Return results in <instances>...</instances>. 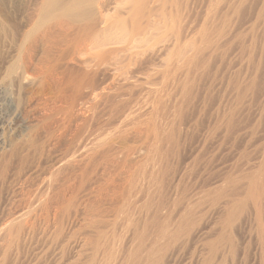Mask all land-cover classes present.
Segmentation results:
<instances>
[{
	"label": "rangeland",
	"instance_id": "rangeland-1",
	"mask_svg": "<svg viewBox=\"0 0 264 264\" xmlns=\"http://www.w3.org/2000/svg\"><path fill=\"white\" fill-rule=\"evenodd\" d=\"M242 1L0 0V228L22 218L23 225L36 224L30 238L24 236L26 241L20 242L22 251L19 253L18 244L12 250L15 258L10 252L14 259L7 254L6 264L15 260V264H75L79 260L87 264L98 234L104 247L113 250L112 244L117 243L111 256L119 257L122 252L117 250L131 231L124 221L136 219L148 205L146 201L157 203L163 198L166 203L159 204L161 209L155 203L148 207L163 214L159 224L167 215L177 216L175 212L180 214L188 207L191 215L200 216L196 219L189 213L192 220H198L196 225H209L213 241L219 236L215 264H264L259 261L262 242L257 228L261 218L264 223V166L260 167L264 150V0ZM205 29L210 42L204 37ZM233 82L247 85L242 101L236 99ZM185 90L190 91L188 98ZM229 115L234 127H239L233 133L226 132L220 121ZM160 166L172 177L167 179ZM257 168L262 170L258 175L263 182L258 203L252 202L253 192L248 196V183L242 177L245 172L257 174ZM157 169H162L160 176ZM152 173L165 177L158 179ZM209 176H213V186L206 188L221 186L209 193L212 207L206 200L210 195L200 187ZM222 176L246 184L248 197L242 208L237 205L234 220L223 212L229 198L219 194H228L230 186ZM155 179L163 182L157 183L158 191ZM176 196L182 202L177 203ZM197 196L199 201L193 203ZM172 198L180 206L177 209L169 204ZM212 198L217 199L216 204ZM166 207H174L172 215ZM162 209L166 216L160 213ZM58 218L62 226H73L69 233L63 230L62 245H49L42 234L47 227L58 226ZM165 220L162 225L169 224L168 217ZM122 225L129 231L118 240L117 234L122 231V235L125 228ZM180 236L173 245L170 241L162 263L190 264L194 245L185 235ZM201 246L204 257L208 248L203 241ZM104 247L97 256L92 253L96 260L105 252L107 255ZM231 247L237 251L235 258ZM112 252L109 249V255Z\"/></svg>",
	"mask_w": 264,
	"mask_h": 264
},
{
	"label": "bare ground",
	"instance_id": "bare-ground-1",
	"mask_svg": "<svg viewBox=\"0 0 264 264\" xmlns=\"http://www.w3.org/2000/svg\"><path fill=\"white\" fill-rule=\"evenodd\" d=\"M246 1V0H245ZM242 2H244V0L242 1ZM248 3V2H247ZM234 5V4H233ZM239 5V4H238ZM241 5H242V3H241ZM248 5H249V3H248ZM234 8V7H233ZM238 9H239V7H237ZM46 9L48 10V11H50L51 10V7H50V5H49V3H46ZM237 11V10H236ZM263 11V10H262ZM47 13V12H46ZM49 13V12H48ZM204 32V37H205V39H206V41H209L210 42V40H208V38H209V36H208V32L206 31V29L203 31ZM3 38V37H2ZM188 71V70H187ZM189 72V71H188ZM187 74V73H186ZM188 81V80H187ZM190 82H192L191 81V79H190ZM196 82V81H195ZM233 84V88H237V90H238V95H236V99L238 100V101H240L241 100V98H242V93H243V89H246V86L247 85H244V86H241L240 84H235L234 82L232 83ZM245 87V88H244ZM235 88V89H236ZM249 88V87H248ZM189 90H185L184 92L186 93H184L183 92V95L185 96V98L188 96V94H189V92H188ZM246 91V90H245ZM244 91V92H245ZM183 96V97H184ZM189 97V96H188ZM187 97V98H188ZM190 99V98H189ZM187 100V99H186ZM242 101V100H241ZM186 102V101H185ZM180 107V106H179ZM181 108V107H180ZM177 109H178V107H177ZM179 110V109H178ZM231 112H233V111H231ZM232 114V113H231ZM220 121H223L224 123H225V126H226V132H231V133H233L232 131H234V130H236V128L237 129H239V127H234V120H233V117H232V115H229V116H226V117H223V118H221V120ZM217 124H219V122L217 123ZM220 124H221V122H220ZM215 126H216V124H215ZM218 126H220V125H218ZM222 127H224L223 125H222ZM221 128V127H220ZM212 129V128H211ZM219 129V128H218ZM213 131H214V127H213ZM172 131H170V133H171ZM174 132V131H173ZM172 134H174V133H172ZM172 134H167V136L168 135H172ZM214 134V133H213ZM172 138L174 137V135L173 136H171ZM171 137L169 138V140L171 139ZM166 140V139H165ZM167 141H168V138H167ZM171 141V140H170ZM174 141V140H173ZM168 143H170L169 141H168ZM167 147V146H166ZM168 147H170V146H168ZM167 149V148H166ZM169 150V149H168ZM161 151H162V149H161ZM164 151H166V150H164ZM164 151L162 152L163 154H165L164 153ZM161 153V155H163ZM163 157V156H162ZM262 158H263V160H262V164L260 165V167H261V169H262V166H264V150H263V156H262ZM161 165V164H160ZM159 167V166H158ZM157 167V168H158ZM162 169H163V171H162V169H161V171H162V174H165L166 175V173H168L166 170L167 169H165V167H163V166H160ZM208 168H210V167H208ZM160 169V168H159ZM159 169H157V171H159ZM260 168H257V170L255 171V172H257V174L255 173V174H253L252 172H245L244 174H243V178L244 179H246V183H248V186H247V194H248V196L251 194V192H253V194L252 195H250L251 196V198H252V202H256L257 201V203H258V201H260L259 200V196H260V194H261V188H263V186H264V184H263V186H262V178H260V175H258V173H260L261 174V172H260V170H261ZM263 169H264V167H263ZM154 170V169H153ZM157 171H155V172H157ZM161 171H159V173H157L158 175L160 174V172ZM164 171H166V172H164ZM262 171V170H261ZM164 172V173H163ZM154 173V172H153ZM152 173V174H153ZM151 174V175H152ZM172 173H169V175H171ZM208 174V173H207ZM154 175L155 174H153V177H154ZM161 175V174H160ZM159 175V176H160ZM168 175V176H169ZM173 175V174H172ZM172 175H171V177H172ZM255 177H254V176ZM159 176H156L155 175V178H162L163 176H161V177H159ZM167 176V175H166ZM166 177L167 179H169V177ZM257 176H259V177H257ZM262 176H263V174H262ZM152 176H151V179L153 178ZM165 177V176H164ZM205 177V176H204ZM213 177V176H212ZM212 177H208L207 179L205 178V180H203V182L201 183V188H203V187H205V189H202V191H205V193L204 194H209L210 192H212L213 190L215 191V190H218L217 188L220 186V185H217L218 187L217 188H215V189H213V190H210L209 189V187H210V185L209 184H211L212 183V181H211V179H212ZM202 178V177H201ZM215 178V177H214ZM220 178V177H219ZM154 179V178H153ZM152 179V180H153ZM158 179H155V183L154 184H156V188H157V191H158V185H157V183H159V182H161V180H159V182H157L156 180H158ZM215 179H217L218 180V178H215ZM224 183H226L227 185H229L230 186V192L227 194L226 192V194H224V191H223V193H221V194H219V195H222V196H220V198H222V197H225L226 198V196H227V198H229L228 200H227V202H225V205H226V207H225V209L224 210H226V212L225 211H223L224 213H226V218H230V216L232 217V215L235 213V210L236 209H239V208H237L238 206V204H240L239 206H241L242 204L244 205L245 204V197L247 196V194L245 193V186H246V184H242L240 181H236V180H232V179H229V177H226V176H222L221 178H220ZM164 180V179H163ZM202 180V179H201ZM220 180V181H221ZM263 180H264V178H263ZM151 181V180H150ZM149 181V182H150ZM164 181H166V183H164V185L165 184H167V180L165 179ZM169 181V180H168ZM152 182V181H151ZM154 182V181H153ZM201 182V181H200ZM222 182V183H223ZM159 184H163V182L162 183H159ZM226 184H225V187H226ZM209 185V187L208 188H206L207 186ZM212 186H213V184H211ZM215 185V184H214ZM222 185V184H221ZM245 185V186H244ZM153 186V185H152ZM159 186H161V185H159ZM181 186V185H180ZM203 186V187H202ZM211 186V187H212ZM223 186V185H222ZM164 187V186H163ZM168 187V186H167ZM179 187V186H178ZM221 187V186H220ZM155 188V187H154ZM155 188V189H156ZM159 188H161L162 189V186L161 187H159ZM182 188V187H181ZM185 188V187H184ZM183 188V189H184ZM224 188V187H223ZM222 188V189H223ZM253 188V189H252ZM186 189V188H185ZM191 189H193V188H191ZM198 189V188H197ZM225 189V188H224ZM223 189V190H224ZM264 189V188H263ZM165 190V189H164ZM163 190V191H164ZM182 190V189H181ZM180 190V191H181ZM186 190H188V189H186ZM195 190V189H194ZM221 190V189H220ZM150 191H151V189H150ZM150 191H149V189H148V192H149V194H150ZM153 191H154V189H153ZM156 191V190H155ZM160 191H162V190H160ZM159 191V192H160ZM162 191V194L164 195V193L165 192H163ZM179 191V192H180ZM183 191H185V190H182V193H183ZM190 191V190H189ZM201 191V190H200ZM226 191V190H225ZM229 191V190H228ZM261 191V192H260ZM139 192V191H138ZM148 192H146V193H148ZM159 192H156L155 193V195L158 193V196H162L161 195V193H159ZM195 192V191H194ZM221 192V191H220ZM255 192V193H254ZM151 193H153V192H151ZM186 193H187V191H186ZM193 193V192H192ZM203 193V192H202ZM213 193V192H212ZM215 193H216V191H215ZM244 193H245V196H244ZM264 193V192H263ZM138 194V193H137ZM168 193H166L165 194V196L167 195ZM180 194H181V192H180ZM183 194H185V193H183ZM195 194V193H194ZM199 194V193H198ZM201 194V193H200ZM200 194L198 195L199 197H200ZM203 194V195H204ZM211 194V193H210ZM209 194V195H210ZM218 194V193H217ZM217 194H215V195H217ZM224 194V195H223ZM129 195V194H128ZM131 195V194H130ZM148 195V194H147ZM151 195V194H150ZM173 195V194H172ZM189 195H191V193L189 194ZM197 195V194H196ZM196 195H194V196H196ZM126 196H127V194H126ZM139 196V195H138ZM157 196V195H156ZM184 196V195H183ZM182 194H181V200H182ZM194 196H192L191 198H193ZM197 196V199H196V201H194V200H192L193 201V203L194 202H197V200L199 201V197ZM247 196V197H248ZM132 198H133V196H131ZM153 196L151 195V198H152ZM164 197V196H163ZM167 197V196H166ZM165 197V198H166ZM171 197V196H170ZM169 197V198H170ZM185 197H187V195L185 196ZM211 195H210V198L209 199H206V197H205V195H204V200L206 199V200H209V203L211 204L210 206L212 207V202H210V199H211ZM262 197V196H261ZM136 198V197H135ZM153 198H155L156 200H157V197H153ZM152 198V199H153ZM176 198H178V199H176ZM176 202H177V200H179L177 203H179V202H182V201H184V200H180L179 198H180V196L179 197H177L176 196ZM190 198V197H189ZM214 198H216V197H214ZM226 198V199H227ZM233 198H236V200H237V202H235L234 203V201L232 202L231 200L233 199ZM140 199V198H139ZM143 199H144V196H143ZM146 199L149 201V199H148V196L144 199L145 201H146ZM159 199V198H158ZM161 199V198H160ZM164 199V198H163ZM161 200V201H157V203L158 202H162V201H164L165 203H166V201L165 200ZM171 199V198H170ZM173 199V198H172ZM184 199H186V198H184ZM194 199V198H193ZM200 199H203V197L201 196V198ZM213 199V198H212ZM260 199H262V198H260ZM130 200V199H129ZM190 200V199H189ZM214 200V199H213ZM217 199H215L214 200V202L216 201ZM223 200V199H222ZM141 201H143V200H141ZM152 201V200H151ZM171 201V200H170ZM175 201H174V199H173V202H174V204H172V203H169L170 204V206L171 205H175L174 207H176V208H174V209H177L178 207H180V206H178L177 207V203L175 204ZM232 203H231V202ZM129 202V201H128ZM137 202V201H136ZM139 202V201H138ZM164 202H162V203H158V205L160 204H163L164 205ZM169 202V201H168ZM188 202V201H187ZM186 202V203H187ZM207 202V201H206ZM219 201H217V203H218ZM222 202V201H221ZM244 202V203H243ZM251 202V203H252ZM261 202V201H260ZM140 203V202H139ZM152 205H154V203L156 204V205H154V206H156V207H158V209L160 208L161 209V207L163 206V205H161V207H160V205L159 206H157V203H156V201L154 202L153 201V203L152 202H150ZM150 203H148L147 201H146V205L148 204H150ZM186 203H184V204H186ZM192 202H190V204H191ZM192 203V204H193ZM200 203H201V201H200ZM203 203V202H202ZM234 203V204H233ZM250 203V202H249ZM141 204V203H140ZM142 204H144V201H143V203ZM141 204V205H142ZM182 204V203H181ZM191 204V205H192ZM196 204V203H195ZM197 204H199V203H197ZM215 204H216V202H215ZM146 205H144V206H146ZM146 206L145 208H144V206H143V210L144 211H142V208L141 209H139V210H141L142 211V213L140 214V211H138L139 213L138 214H140V215H137L136 217V219H130L131 217H129V220L130 221H128V219H123V220H125L124 222H128V227H129V230H130V227H131V231H130V233H128V239H127V241L126 242H124L123 243V245L121 246V248L119 247V249L117 250L118 252H119V250H120V253L122 252V255L124 254V253H126L127 252V254H124L125 256H127V257H125L124 255L122 256L120 253H116L115 252V254H120L121 256H117V255H113V256H111L112 254H114L112 251H115V248H116V245H117V243L115 242L114 243V239H113V243L114 244H116V245H114V244H112V247L113 246H115L114 247V249L112 250L111 249V247H109L108 245V248H107V246H105L106 247V250H107V255H106V252H105V254H103L104 256L103 257H107L108 256V258H105V259H103V257H101V259L100 258H98L99 259V261L100 260H102V261H104V262H107L110 258H114V259H112V261L113 260H115V262H113L114 264H155V263H157V264H164V263H162V260H163V252H164V250H165V254H166V251L167 250H169L170 248H168L169 247V245H171L170 244V241L172 242L174 239L176 240V238H177V240H178V236H180L181 234V238L180 239H182V237L185 235V238H186V241L187 242H189L190 243V245L191 244H193L194 245V249H193V255L191 256V259H190V264H212V261H213V258H217L216 257V255H215V257H214V253H217V252H214V250H216L217 249V251H218V248H217V242L215 243V241L217 240V239H219L216 235H215V237L217 238L215 241H213V234H209V230H207V228L209 227V225L207 226V225H202V226H198V225H196V221H198V220H196V221H194V220H192L191 218L192 217H189V213H190V211L188 212V210H187V208L188 207H186V209L182 212V213H180L179 214V212H175V213H177L178 215L176 216H173L172 214V209L173 208H170V210H169V208L167 209V207H168V203L167 204H165V205H167V207L165 208L166 210H169L170 211V215H172V216H166V210L165 209H162L161 211H163V212H160L161 214L162 213H164L165 215L164 216H166V217H168V222H169V224H167V222H166V224L167 225H162V224H164L165 223V219H166V217L164 218V220L162 221V223L161 224H159V222H160V219H159V217H161V216H163V214L162 215H160L159 213H157L159 210L156 208V207H154V209H153V211H152V209L150 210L148 207H151V205H149V206ZM179 205V204H178ZM188 205V204H187ZM221 205H222V203H221ZM224 205V206H225ZM260 205V204H259ZM130 206V205H129ZM169 206V207H170ZM216 206V205H215ZM224 206H223V208H224ZM256 206H257V204H255V208H256ZM131 207H134V205L132 206L131 205ZM140 207V206H139ZM165 207V206H164ZM172 207V206H171ZM181 207H182V205H181ZM184 208H185V206H183ZM190 207V206H189ZM196 207V206H195ZM194 207V204H193V208H195ZM204 207V206H203ZM207 207V206H206ZM245 207V206H244ZM254 207H253V209H254ZM123 208V207H122ZM183 208V209H184ZM192 208V207H191ZM192 208V209H193ZM200 208V207H199ZM208 208V207H207ZM222 208V207H221ZM241 208H242V206H241ZM190 209V208H189ZM192 209H191V211H192ZM197 209V207L195 208V209H193V210H196ZM219 209V208H218ZM244 209V208H243ZM245 209H247V207L245 208ZM158 210V211H157ZM178 210H181V209H178ZM248 210V209H247ZM255 210V209H254ZM175 211V210H174ZM182 211V210H181ZM203 211V210H202ZM208 211V210H207ZM212 211V210H211ZM238 211V210H237ZM236 211V212H237ZM241 211V210H240ZM245 211V210H244ZM258 211H261V210H258V208H257V212ZM66 212V211H65ZM133 212V211H132ZM201 212V211H200ZM213 213H214V211H212ZM217 212V211H216ZM219 212V211H218ZM118 213V212H117ZM128 213H129V211H128ZM137 213V212H136ZM172 213V214H171ZM196 213V212H195ZM195 213L193 212V215H194V217H195ZM206 213H208V212H206ZM223 213V214H224ZM238 213H239V211H238ZM259 213V212H258ZM157 214H159L158 216H157ZM168 214V213H167ZM192 213H190V216H193V215H191ZM211 214V213H210ZM221 214V213H220ZM223 214H222V217H224L223 216ZM237 213H235V215H236ZM240 214V213H239ZM244 214V213H243ZM261 213H259V215H260ZM55 215H57V214H55ZM66 215V214H65ZM120 215V214H119ZM126 215V214H125ZM200 215V214H199ZM217 215V214H216ZM215 215V216H216ZM219 215V214H218ZM255 215H256V213H255ZM258 215V214H257ZM256 215V216H257ZM258 215V216H259ZM74 216V215H73ZM118 216V215H117ZM127 217L129 216V215H126ZM197 216H198V214H197ZM196 216V217H197ZM234 216V215H233ZM237 216V215H236ZM63 217V216H62ZM119 217H121V216H119ZM134 217V216H133ZM132 217V218H133ZM195 217V218H196ZM198 217H200V216H198ZM220 217V216H219ZM260 217V216H259ZM257 218L258 220L260 219V218ZM261 217H263V216H261ZM26 218V217H25ZM57 218V217H56ZM56 218H54V219H56ZM123 218H125V216L123 217ZM201 218H203V217H201ZM207 218V217H206ZM233 218V220H234V218L235 217H232ZM231 218V219H232ZM23 219V218H22ZM22 219H19V220H21V222H22ZM62 218L60 217V220H61ZM64 219V218H63ZM68 219V218H67ZM120 219V218H119ZM196 219H198V218H196ZM210 219V218H209ZM214 219V218H213ZM43 220H45V219H43ZM57 220V219H56ZM55 220V221H56ZM58 220H59V218H58ZM57 221V222H59V223H61V221H63V220H61V221ZM206 221H207V219H205ZM240 220V219H239ZM262 220V218L260 219V221ZM25 221V224H26V221L27 220H24ZM23 221V222H24ZM46 221V220H45ZM66 221H69V220H66ZM65 220H64V222H66ZM122 221V220H121ZM205 221V223H207ZM260 221H258L259 223H257L258 225H257V228H259V238H260V240H261V255H260V259H259V261L261 260V261H263L264 262V230L263 229H261L262 227L264 228V223H263V221L262 222H260ZM20 221H17V222H15L12 226H9V227H3V228H0V237L4 240V242L1 244L0 243V264H6V261H7V258H8V256H7V254H10V252L14 255V253H15V250H14V252L12 251L13 250V248L16 246H18V244H19V246H18V248L20 247V245L22 244H20V242L21 241H23V240H25V238L26 237H24V236H27V237H29L28 235H30V233L32 232V227L34 226V225H36V224H32L33 226L31 227V226H29V225H23L22 223H21ZM30 222V221H29ZM57 222L55 223V224H57ZM71 222V221H70ZM74 221H72V223H73ZM92 222V221H91ZM91 222L89 223V224H91ZM99 222H100V220H99ZM98 222V223H99ZM164 222V223H163ZM199 222H200V220H199ZM198 222V223H199ZM211 222V221H210ZM228 222H230V221H228ZM235 222V221H234ZM256 222H257V220H256ZM59 223H58V226L56 225V227H53L52 229L51 228H49V227H47V229L45 230V231H43L44 233V235L42 234V236L44 237H46L45 239H48L47 241H43V242H47V243H49V245H55V244H61L62 243V241H63V235H65L67 232H68V229L70 228V225H71V223H68L66 226H62V224L63 223H61L60 225H59ZM95 223V222H94ZM100 223H102V222H100ZM104 223V222H103ZM102 223V224H103ZM109 223H110V221H109ZM123 223V222H122ZM121 223V224H122ZM203 223H204V221H203ZM202 223V224H203ZM213 223V222H212ZM29 224H31V222L29 223ZM78 224V223H77ZM88 224V225H89ZM96 224V223H95ZM101 224V225H102ZM111 224V223H110ZM109 224V225H110ZM159 224V225H158ZM201 224V223H200ZM207 224H209V223H207ZM47 225V224H46ZM103 225H105V224H103ZM112 225V224H111ZM49 226V225H48ZM54 226V225H53ZM71 226H73V225H71ZM92 226V225H91ZM98 226V224L96 225V227ZM125 226H127V225H125ZM124 226V227H125ZM230 226V225H229ZM39 227V226H38ZM90 227V226H89ZM88 227V228H89ZM94 227H95V225H94ZM101 227V226H100ZM106 227V226H105ZM105 227H102V228H105ZM121 227V226H120ZM123 227V225H122V228H124ZM127 227V228H128ZM211 227V226H210ZM46 227H44V229H45ZM126 227L124 228V230H123V233H122V235H121V233L120 232H122V231H120L119 232V234H117L118 236L116 237L117 239L119 238V235L120 236H124L125 235V233H126V231L128 232L129 230L127 229ZM33 229H34V227H33ZM43 229V228H42ZM100 229V228H99ZM126 229V230H125ZM211 229V228H210ZM39 230V229H38ZM41 230V229H40ZM63 230H64V232L65 231H67V232H65V234H62L63 233ZM86 230V229H85ZM89 230V229H88ZM87 230V231H88ZM94 230H98L97 228L95 229L94 228ZM94 230H93V232H94ZM36 231V233H37V230H35ZM90 231V230H89ZM91 231H92V229H91ZM98 231H102L103 232V230L102 229H100V230H98ZM115 231V230H114ZM124 231H125V233H124ZM227 231V230H226ZM34 232V231H33ZM42 232V231H41ZM40 232V233H41ZM97 232V231H96ZM102 232H100V234H102ZM35 233V232H34ZM39 233V232H38ZM69 233V232H68ZM72 233V232H71ZM105 233H106V231H105ZM210 233H211V230H210ZM215 233V232H214ZM216 233H218V231L216 232ZM219 233H221V232H219ZM229 232H227V234H228ZM87 234H89V233H87ZM94 234L97 236V234H98V232H97V234L94 232ZM93 234V236H94V239H95V235ZM113 234H115V233H113ZM226 234V235H227ZM32 235V234H31ZM30 235V236H31ZM36 235V234H35ZM39 236L41 235V234H38ZM37 235V236H38ZM73 234H70V236H72ZM90 235V234H89ZM103 235H105V234H103ZM211 235H212V240L209 238V237H211ZM219 235V234H218ZM66 236V235H65ZM65 236H64V238H65ZM74 236V235H73ZM91 237H93L92 235H90ZM100 235L98 234V236L96 237V239H95V242H93L94 241V239L93 240H91L92 242H93V244H92V247H93V249H92V251H94V252H92L91 251V254H90V258H89V260H88V262H87V264H97V263H94V262H97V260L95 259V257L97 256V251L100 249V248H102V247H104V244H103V242H101L100 241V237H99ZM126 236V235H125ZM41 237V236H40ZM69 237V236H68ZM110 237V236H109ZM214 237V238H215ZM222 236H220V238H221ZM30 238V237H29ZM71 238V237H70ZM69 238V239H70ZM74 238V237H73ZM72 238V239H73ZM86 238V237H85ZM102 238H103V236H102ZM105 238V237H104ZM103 238V239H104ZM106 238H108V236L106 237ZM228 238H230V237H228ZM23 239V240H22ZM68 239V240H69ZM110 238H108V240H109ZM164 240V241H162V242H164L163 244H161L160 243V246H156L161 240ZM179 239V240H180ZM222 239H223V237H222ZM231 239V238H230ZM28 240V239H27ZM30 240V239H29ZM28 240V241H29ZM32 240V239H31ZM50 240V241H49ZM102 240V239H101ZM107 240V241H108ZM118 240H120V238L118 239ZM118 240H116L118 243L120 242V241H118ZM176 240V241H177ZM233 240V239H232ZM26 241V240H25ZM49 241V242H48ZM66 241H67V239H66ZM80 241V240H79ZM91 241H89V242H91ZM106 241V242H107ZM110 242L108 243V244H110V243H112L111 241L112 240H109ZM121 241H122V238H121ZM203 241V243H205V245L207 246V248L208 249H206V250H204V251H206L205 252V254L206 255H204V257H203V248L204 247H202L201 246V248L199 247L200 246V243ZM205 241V242H204ZM217 241H219V240H217ZM221 241H223V240H221ZM227 241L228 240H226V243L225 242H222V243H225V244H227ZM24 242V241H23ZM41 242V241H40ZM52 244H51V243ZM67 242H69V241H67ZM70 242H73V241H71L70 240ZM70 242H69V244H70ZM76 242V241H75ZM84 242V241H83ZM182 242V241H181ZM230 242V241H229ZM233 242V241H232ZM245 242V241H244ZM26 243V242H25ZM102 243V244H101ZM104 243H105V240H104ZM174 243H175V241H174ZM184 243V241L182 242V244ZM219 243V242H218ZM237 242H235L234 243V245L236 244ZM259 243V244H260ZM34 244V243H33ZM45 244V243H44ZM72 244H74V242L72 243ZM76 244V243H75ZM74 244V245H75ZM90 244V243H89ZM177 244H179V242L177 243ZM232 244V243H231ZM250 244V243H249ZM23 245H24V243H23ZM48 245V246H49ZM62 245V244H61ZM67 245H68V243H67ZM74 245H72L71 247H74ZM80 245H81V243H80ZM83 245H85V243L83 244ZM91 245V244H90ZM102 245V246H101ZM106 245V244H105ZM118 245H120V244H118ZM172 245H173V242H172ZM184 245V244H183ZM185 245H187V244H185ZM189 245V244H188ZM187 245V246H188ZM189 245V246H190ZM233 245V244H232ZM231 245V246H232ZM36 246V245H35ZM41 246V245H40ZM56 246V245H55ZM77 246V245H76ZM79 246V245H78ZM82 246V245H81ZM110 246H111V244H110ZM218 246H220V243H219V245ZM226 246H228V245H226ZM230 246V245H229ZM15 247V248H16ZM22 247V246H21ZM31 247H32V245H31ZM50 247V246H49ZM48 247V248H49ZM52 247V246H51ZM86 247H88V246H86ZM105 247H104V249H105ZM179 247V246H178ZM182 247V246H181ZM233 247V246H232ZM230 248V252L232 253V251H231V249L233 250V257H234V253L235 252H237V251H235L234 250V248ZM42 248V247H41ZM59 248V247H58ZM61 248V247H60ZM64 248V247H63ZM80 248V247H79ZM82 248V247H81ZM166 248H167V250H166ZM175 248V247H174ZM188 248V247H187ZM192 248V247H191ZM221 248V247H220ZM244 248V247H243ZM258 248V247H257ZM19 249H21V248H19ZM54 249V248H53ZM84 249V248H83ZM103 249V248H102ZM109 249L111 250V252L112 253H110V255H109ZM175 249H177V248H175ZM181 249V248H180ZM250 249V248H249ZM17 250V249H16ZM42 250H45V249H43L42 248ZM63 250V249H62ZM68 250V249H67ZM87 250V249H86ZM89 250H91L90 248H89ZM88 250V251H89ZM101 250V249H100ZM105 250V251H106ZM172 250V249H171ZM189 250H191V249H189ZM227 250V249H226ZM236 250H237V248H236ZM18 251V250H17ZM22 251V249L19 251V253ZM34 251H36V250H34ZM46 251V250H45ZM75 251V250H74ZM102 251V250H101ZM183 251H184V249H183ZM186 251H188V249H186ZM192 251V250H191ZM258 251V250H257ZM44 252V251H43ZM61 252H63V251H61ZM71 252V251H70ZM76 252V251H75ZM78 252V251H77ZM76 252V253H77ZM159 253V255H158V253ZM169 252V251H168ZM177 252V251H176ZM190 252V251H189ZM229 252V253H230ZM64 253V252H63ZM62 253V254H63ZM84 254H85V252H83ZM83 253H79V254H83ZM92 253H95V255L93 254L92 255ZM100 252H98V254H99ZM155 253H157V255L155 254ZM171 253H173V252H170L169 253V255H171ZM174 253H175V250H174ZM192 253V252H191ZM258 253V252H257ZM18 254V253H17ZM16 254V255H17ZM38 254L40 255V253L38 252ZM44 254V253H43ZM42 254V255H43ZM79 254H77V255H79ZM83 254V255H84ZM182 254V253H181ZM232 254H231V256H232ZM236 254V253H235ZM260 254V253H259ZM23 255V254H22ZM27 255V254H26ZM33 255V254H32ZM155 255L157 256V257H155ZM169 255H167V256H169ZM221 255H222V253H221ZM80 256V255H79ZM82 256V255H81ZM81 256L80 257H78V258H81ZM85 256H87V255H85ZM94 256V257H93ZM101 256H102V254H101ZM111 256V257H110ZM236 256V255H235ZM10 257L11 258H13L12 257V255L10 254ZM20 257H21V255H20ZM25 257V256H24ZM55 257V256H54ZM71 257V256H70ZM70 257H68L69 259H70ZM99 257H100V255H99ZM124 257L126 258V259H124ZM176 257V256H175ZM179 257V256H178ZM14 258H15V255H14ZM13 258V259H14ZM22 258V257H21ZM20 258V259H21ZM41 258V257H40ZM78 258L77 259H75V260H78ZM118 258V259H117ZM165 258V257H164ZM171 258V257H170ZM177 258V257H176ZM221 258V257H220ZM220 258H218V259H220ZM235 258V257H234ZM16 259H17V257H16ZM19 259V260H20ZM23 259V258H22ZM33 259V258H32ZM37 259V258H36ZM35 259V260H36ZM55 259V258H54ZM85 259V257L84 258H82L81 260H84ZM86 259H87V257H86ZM166 259V258H165ZM169 259V257L167 258V260ZM174 259V258H173ZM173 259H171V262L173 261ZM233 259V258H232ZM258 259V258H257ZM12 260V259H11ZM10 260V261H11ZM45 259H43V261H44ZM94 260H96V261H94ZM111 260V259H110ZM109 260V261H110ZM175 260V259H174ZM255 260V259H254ZM9 261V262H10ZM14 261V260H13ZM16 261V260H15ZM14 261V262H15ZM37 261V260H36ZM70 261V260H69ZM80 261V260H79ZM79 261H77V262H79ZM98 261V264H100V262ZM112 261L110 262V263H106V264H111L112 263ZM129 261V262H128ZM166 261V260H165ZM215 261V260H214ZM214 261H213V263H214ZM8 262V261H7ZM12 262V261H11ZM11 262H10V264H11ZM14 262H12V263H14ZM17 262V261H16ZM21 262V261H20ZM35 262V261H34ZM53 262V261H52ZM59 262V261H58ZM57 262V264H59ZM72 262V261H71ZM70 262V263H71ZM74 262V261H73ZM76 262V261H75ZM76 262V263H77ZM80 262H82V264H86V260H85V262L84 261H80ZM79 262V263H80ZM104 262H102L103 264H105ZM26 263V262H25ZM33 263V262H32ZM49 263V262H48ZM61 263V262H60ZM69 263V264H70ZM75 263V264H76ZM15 264V263H14ZM19 264V263H18ZM29 264V263H28ZM41 264V263H40ZM42 264H43V262H42ZM46 264V263H45ZM62 264V263H61ZM71 264H73V263H71ZM78 264V263H77ZM215 264V263H214Z\"/></svg>",
	"mask_w": 264,
	"mask_h": 264
}]
</instances>
